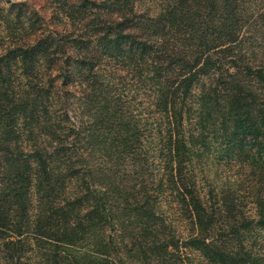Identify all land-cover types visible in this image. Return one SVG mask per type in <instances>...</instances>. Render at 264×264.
Listing matches in <instances>:
<instances>
[{
  "label": "trees",
  "instance_id": "1",
  "mask_svg": "<svg viewBox=\"0 0 264 264\" xmlns=\"http://www.w3.org/2000/svg\"><path fill=\"white\" fill-rule=\"evenodd\" d=\"M135 1L80 0L72 29L0 38V264H264V0H166L146 20ZM127 76L148 117L116 89ZM218 144L237 175L202 192Z\"/></svg>",
  "mask_w": 264,
  "mask_h": 264
},
{
  "label": "rangeland",
  "instance_id": "2",
  "mask_svg": "<svg viewBox=\"0 0 264 264\" xmlns=\"http://www.w3.org/2000/svg\"><path fill=\"white\" fill-rule=\"evenodd\" d=\"M165 1L166 0H136L135 10L142 20H146L147 16H152L155 19L156 14L165 6ZM79 2L80 0H0V38H4V40L9 38L20 39V41L35 40L37 35L29 33L31 30L30 22L34 19L47 30H59L61 32L72 29L74 26L71 24L72 20L66 16V10L69 5H78ZM1 41L0 39V44H2ZM67 51L71 53L72 56L75 54L74 50L71 48H68ZM71 65L73 70L77 71L78 66L76 67L73 62ZM40 69L42 75L46 77L49 72L47 73L44 66L40 67ZM58 71V67H54L51 70V74L54 75ZM97 71L106 77L110 75L112 80L115 81H117V75L123 76L125 74L124 67L104 62ZM67 88L75 90L70 85L67 86ZM116 89L122 91V96L126 100H130V103L134 106L136 111H139V113L142 112L141 116H143V118L148 117V112L145 110V106L147 105V96L145 95L148 91L147 86L141 88L136 78L129 80L127 76L123 78L122 82L117 83ZM73 110L72 107L69 109L71 116L72 113L74 114ZM152 137L154 143H157V137L154 132L152 133ZM154 143L152 145H154ZM154 151L155 150L152 149L151 154L156 156ZM222 156H224V151L218 144L213 146L208 153H205L202 160L197 162L198 165H195L197 174L200 173L199 184L202 188V192L206 191V183L208 181L214 184H221L227 178H230V180H232L231 183H234L233 177L237 175L235 171L238 169L236 166L232 168L228 165L227 159L225 157L222 158ZM193 162H196V160ZM237 178L238 177L235 179ZM239 181L240 178L235 180L236 187ZM167 201L161 202V209L165 214V218L172 224L178 235L185 236L188 233L186 222L182 221L179 217L175 204ZM186 254L190 257L193 264H206L196 252L187 251Z\"/></svg>",
  "mask_w": 264,
  "mask_h": 264
}]
</instances>
